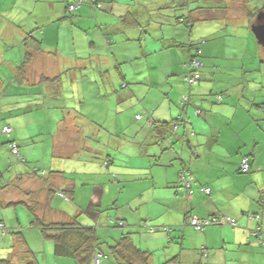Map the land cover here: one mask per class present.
<instances>
[{
    "label": "crops",
    "instance_id": "0c3cea01",
    "mask_svg": "<svg viewBox=\"0 0 264 264\" xmlns=\"http://www.w3.org/2000/svg\"><path fill=\"white\" fill-rule=\"evenodd\" d=\"M39 1L47 4H44L42 12L36 11ZM69 1L0 0V128L3 125L13 128L12 138L16 140L25 159V162H20V167L28 168L13 170L17 164L13 161L17 160L8 148V136L2 134L0 129V194L7 191L2 187L13 184L14 181L11 180H7V183L2 181L7 179L8 172H14L13 180H17L18 176L21 181L26 179V184L21 187L33 192L34 198L40 202L39 211H43V217L46 218V210L63 212L56 213L59 216L56 215V219L52 220L68 221L74 216L81 217L87 200L88 208L94 211L103 204L108 187L103 180L91 184L89 177L107 174L111 168H115L117 171L113 170L112 177L119 183L113 186L114 189L117 187L121 193L127 185H132L127 190L130 213L120 215L119 220L128 222L127 234L132 242L151 252V264H162L174 258H178L183 264H264V214L260 220L251 216L264 202V190H261L264 188V153L255 152L257 143L261 147L259 150L264 152V131L260 129L261 125L264 126L260 117L262 115L263 118L264 115H259L261 103L264 102V80L256 82L254 77L246 79L241 76H235L236 79L228 78L223 87L226 92L224 101L219 104L206 103L208 111L203 118L195 114L191 116L194 122L192 127L203 138L188 137L190 144L182 143L181 132L187 126H183L180 133L172 136L173 140L170 142L177 139L178 146L184 145L186 156H191L186 164L197 180L192 185L191 196L179 191L177 187L181 165L176 161L173 164V153L165 149L169 143L152 145L154 131H150L144 139L145 143L152 146L141 152L143 161L140 166L126 163L131 168H125L116 163L115 155L122 158L123 153H127L125 148L138 146L140 141L138 139L137 144H134L123 138V133L115 127L118 122L123 126L125 124L123 118L119 117L122 111H111L109 107L104 111L108 114L107 125H113L109 127L110 135L113 134L119 140L121 154L112 153L115 155L108 164L102 163L99 158L101 164H98L94 157L105 152L95 148L101 145L95 137L100 138L103 122L99 123L101 120L98 117L90 116L85 92L88 90L93 97H97L99 104L102 103L100 99L104 98L105 104L107 94L102 95V79L105 84L119 79L116 62L109 54L104 60L96 57V45L104 42L105 35L115 28L112 24L108 28L109 22L119 16L115 10L98 11L86 3L71 17L65 11ZM250 1L251 4L262 2ZM227 2V18L233 20L235 26L247 27L250 14H245L243 0ZM235 6H240V9L235 11ZM230 24L233 25L231 22ZM124 29L127 30L124 34L127 37L133 36L137 28L127 26ZM26 37H29L28 44L24 43ZM32 37L41 40L43 49L35 47V38ZM248 39L250 41L249 37ZM116 41L115 39L114 42ZM31 49L35 51L34 56L32 60L25 61V51ZM90 49L92 57L87 55ZM119 50V47L116 48V51ZM259 53L264 60L263 50ZM103 67H107V70ZM170 72L168 78L174 69ZM55 77H60V81L51 82L49 78ZM58 85L60 90L57 92ZM133 96L129 86L116 92L114 100L118 106L127 103L129 108L134 104ZM151 112L159 116L160 121L172 120L181 113V107L176 95L171 93ZM112 113L119 114L113 122L109 118ZM135 114V119L140 122H130L133 123V133L130 136L135 132L143 140L141 122L144 117L138 111ZM139 115L141 119H138ZM255 121L256 124L261 123L258 129ZM87 130L92 133L90 135H93V139L85 137ZM113 139L103 138L101 141L102 144H109ZM121 142L127 144L122 146ZM242 153H249L252 168L260 165L262 169H254V172L247 175L239 173ZM52 170L57 173L50 174ZM17 172L20 175L17 176ZM82 175H85L84 179L81 178ZM32 182L37 184L35 188L31 186ZM203 186L211 188L210 195L203 192ZM70 187H73V191L64 193L70 198L65 200L70 208L65 203L63 205L69 211L53 206L54 194H61ZM141 196L143 200L139 199ZM134 202L147 206L140 213V219L135 217ZM70 210L71 214L68 213ZM189 215H227L236 220L238 227L225 224L209 226L204 231L197 232L190 225L182 226ZM143 220L157 228L155 231L149 230L153 234H150L147 241H138L136 229L142 226ZM165 224L171 227L170 232L158 229ZM258 225L263 231L261 240L250 235V229ZM117 239L119 238L111 236L107 242L113 244ZM36 255L38 257L37 253ZM53 255L54 260L61 264L73 262L68 257ZM107 259L112 264L127 262L125 256L118 252L110 253ZM39 261L40 264H47L42 259Z\"/></svg>",
    "mask_w": 264,
    "mask_h": 264
},
{
    "label": "trees",
    "instance_id": "16d2710c",
    "mask_svg": "<svg viewBox=\"0 0 264 264\" xmlns=\"http://www.w3.org/2000/svg\"><path fill=\"white\" fill-rule=\"evenodd\" d=\"M250 2V0H243L245 8L250 14L249 24L245 28L244 33H237L239 30L236 32L235 27H232L236 24L233 23V20L227 18L229 11L227 0H110L108 3H103L101 0H70L66 3V14L71 17L75 16L77 10L86 3L92 5V8L97 9L98 11L110 10L114 12L115 10V13L118 14L119 18L110 21L108 26L109 28L112 24L115 28L105 35L104 42L101 45H96L101 50L105 49L103 53L98 50L96 52L98 56L96 57L104 60L105 57L108 58L109 54V56L116 62L119 78L125 76V67L118 65V63L122 64L127 60L130 61L139 58H134V56H140L139 50L134 56L130 55V57H125V54L120 53L121 49L116 51V47L113 46V44H115L114 40H117L116 35L114 34L124 35L125 32H127L124 28L127 26L135 27L137 29L133 36H125V40L135 42L139 47H141V45L143 46L146 42L148 44L152 42L154 45H156V43L159 45V48L154 47L151 49L152 53L147 52L144 45L142 49L144 54H148L149 57L154 56L155 54H160L161 58L170 55V65L166 74L171 73V69H174V72L169 78L166 75L167 79L163 89L165 90V93L162 92V95L163 99H166L171 93H174L181 107V113L172 120L165 119L160 121L159 116H156L155 113L151 111H147V123L149 127L151 126V131H154L152 135L154 142L152 145L162 146L163 142L169 143L165 149L171 150L173 153V164L176 161L181 165L178 173L179 184L177 187L179 191L185 192L188 196H191L193 193L192 185L197 182L195 174L189 168V165L186 164L188 162L187 159H190L191 156H186L184 145L178 146L177 139H174L172 143L170 142L172 136L174 137L175 134L180 133L179 131L183 126H187V129L183 127L184 129L181 132L183 138L182 143L190 144L189 138H203V136L199 135V132L192 127L194 122L191 116L195 114L197 117L203 118L205 112L208 111L205 106L206 103L219 104L224 101L226 98V95L224 94L226 92L223 87L226 82H228V78L231 79L235 76H241L248 79L254 77L252 76L254 73L259 72L261 73L259 80H257L256 77L253 79L256 80V82L264 80V76L262 75V73H264V60L261 57V53H259L260 50L264 51V46L259 43L257 39L258 44L255 50H253L255 52L252 56V60L250 59V62L247 63L246 58H244L237 64V59L240 54L236 50L245 48V56L247 55L248 37L250 38L251 34L255 35L251 29V24L253 20L256 19L259 11L264 5V3L262 4L260 1L258 3L253 2L252 4ZM107 4H109V6ZM225 8L227 9L225 10ZM202 10H205V12H202ZM230 22L233 25H231ZM29 36H31V33H29ZM34 38L35 37H32V39ZM24 43H29V37L24 39ZM34 45L37 49H43L39 38L34 39ZM124 48L129 49L131 46L129 47L128 44L127 46H124ZM159 50L160 52H158ZM229 51H231V55L228 54ZM34 53L35 51L32 49L26 50L24 56L25 61L32 60ZM87 55L92 57L91 49L87 52ZM119 58H121L122 61H118L117 63ZM25 61H23V65H25ZM251 66H254V68H251ZM182 68L183 70L181 71ZM103 69L107 70V67H103ZM49 79L53 83L60 81V77ZM101 83L103 87H105L106 84L103 79ZM110 84L112 85L113 81H111ZM59 85L57 86V92L60 90ZM119 86L120 83H118V87ZM171 87H174V89ZM130 88L132 90V87ZM261 104L262 108L259 111V115H264V102ZM134 105L135 104L132 106ZM90 116L93 118L97 117L96 111L93 110L90 112ZM138 119H141V115L138 116ZM260 121L264 123V116L262 118L261 115ZM99 123H102V121ZM104 125L105 123H103V126ZM260 125L261 123L257 122V129ZM5 127L9 128V132L4 131ZM0 129L1 133L7 135L9 138L7 145L13 158L19 162H25L16 140H14V137L12 138L13 128L10 125H3ZM260 129L261 131H264V126L261 125ZM90 134L92 133H87L85 137H87V139H93V135ZM95 140L99 144H102V139H99L97 136L95 137ZM139 141L136 152L129 155L128 158L139 157L143 150L146 151L147 148L152 146L145 143L141 138H139ZM202 142L204 141L202 140ZM12 143L18 148V154L13 152L11 147ZM191 148L195 150L192 146ZM255 148V152L259 151V153H264L262 150H259L261 147L258 143ZM166 151L164 153H166ZM114 155L110 152L102 153L95 156L94 160L100 163L99 158H101L100 160L102 163L108 164L113 160ZM240 155L239 173L247 175L254 172V169H262V166L260 165L252 168L249 153H242ZM244 160L247 161V165H244ZM35 171L37 170L35 169ZM55 173H57L55 170L50 172V174ZM5 188L7 187H2V189ZM68 189L63 190L61 194L63 195L66 191H73V187ZM202 189L204 193L208 195L211 194L210 187L203 186ZM20 190L27 197V199H21L20 202L25 203L33 214L31 226H36L40 231H38L39 234L41 233L43 237L52 240L54 243L53 253L56 256L68 257L73 261L72 264H96L95 258L98 256L102 260L101 264H105V260L110 253L118 252L125 256L127 261L126 264H151V252L136 246L132 242L129 234H122L115 243L111 244L107 242L106 239L100 240L95 227L87 224L84 225L81 221V217H78L79 215L72 217L68 221H47L45 217L40 215V202L34 198L33 192L23 187H21ZM261 190H264V188ZM263 214L264 202L261 203L259 210L256 213H252L251 216L260 220ZM191 216L192 215L187 216V219L182 226L185 227L186 225H190L195 231L202 232L203 230L195 229L194 225L190 222ZM226 217L233 218L227 215H211L199 218H216L221 221ZM113 223L121 227L127 225L123 220H115ZM225 224L227 223L222 222V225ZM217 225H220V223L209 224L205 226V229L209 226ZM164 227V225L160 226L161 230L166 231L165 228L168 226ZM232 227H238V223L236 222V225ZM155 228L157 227L151 226L149 227V230L155 231ZM5 232L6 223L0 220V235L2 234L3 236ZM13 233L17 239L13 242L14 249H16L17 244L20 243L22 246L21 253L17 258L13 257L14 254H12L13 256L2 258L0 259L1 263L40 264L36 251L32 250L27 245L24 231L19 229L13 231ZM250 235L257 240H261L263 238V231L258 225L256 228L250 229ZM162 264L183 263L178 258H174L173 260L166 261Z\"/></svg>",
    "mask_w": 264,
    "mask_h": 264
},
{
    "label": "rangeland",
    "instance_id": "374dc122",
    "mask_svg": "<svg viewBox=\"0 0 264 264\" xmlns=\"http://www.w3.org/2000/svg\"><path fill=\"white\" fill-rule=\"evenodd\" d=\"M261 3L263 4L264 0H262ZM44 4L47 6L45 2L39 1L36 5V11L42 12V9L44 8ZM236 6L234 8L235 11L240 9V6L238 7ZM244 12L245 14H248L247 9L245 8H244ZM246 17H249V15H247ZM254 21L255 20H253V22ZM232 27H235L236 32L237 30H239V32L237 33H241V31L245 32V28H246L245 26H241V25L232 26ZM116 38H117V42L113 44V46L116 48L119 47L121 49L120 50L121 54H125L126 55L125 57H130V55L134 56L135 53L139 52L140 50V56H134V58L135 57H139V58L132 59L130 61L127 60L123 62L122 64H119L118 61L121 62L122 61L121 58L123 57L117 60L118 65H122L125 67L124 68L125 76L120 77L112 85L109 82L106 83L107 87L105 86L102 88V95L105 96L107 94L105 104H104V98L100 99L102 103L99 104L97 97L95 96L93 97L88 90H86L85 92L86 104L88 107V112H92L93 110H95L97 113V117L103 123H105V125L108 124V121H107L108 114H105L107 111L105 113L104 111L108 110V107L111 109V111H115V112L122 111L121 113H119L121 115L112 113L110 114L111 116H109V118L111 119V122H113L114 119H116L118 115L119 117H122L123 122L125 123L124 126L118 122L115 127H118L119 131L123 133V138H125L126 141L137 144L139 136H137L135 132L133 136H130L133 133V132L131 133L133 123L130 124V122L131 121H134L135 123L140 122V120L135 119L136 111L140 112L141 115H143L144 119L141 122L142 138L143 140L146 139L145 138L146 135L147 134L149 135L151 131L150 127L148 125L146 126L147 119H148L147 111L154 110L156 107H158L162 103L163 100H165L163 99L162 92L165 93L164 92L165 90L163 89L165 87V81L167 79L166 75H168L166 73L170 65V58H169L170 55H168V57H165V58H161L160 54H155L154 56L149 57L148 54H144L142 52L144 45H145L144 48L146 49V51L149 53H152L151 52L152 48L154 47L159 48V45L157 43L156 45H154V43L152 42H150L149 44L146 42L143 44V46L141 45V47H139L137 46L135 42H132L130 40H125L126 39L125 35H117ZM256 39L257 38L255 37V35L251 34L250 41L247 43L248 53L246 56H245L246 52L244 50L245 48L236 50L240 54L237 59V64L238 62L240 63L241 60H243L244 58H246L247 63L250 62L249 61L250 59L252 60V56L254 55V52H255L253 50H255L258 44ZM128 44L129 46H131V48L129 49L124 48V46H127ZM61 47H62V43H61ZM98 50L101 53H103L105 49L101 50L100 48H98ZM158 52H160V50ZM228 54L231 55L232 54L231 51H229ZM263 54H264V51H263ZM251 68H254V66H251ZM182 70L183 68L181 69V71ZM263 70H264V67H263ZM112 72H114V67L112 68ZM262 75L264 76V73H262ZM252 76L256 77V79L259 80L261 73L259 72L254 73ZM118 83H120L119 87H118ZM129 85H131L130 87H132V90L135 93V95L133 96L135 105L127 108V103H123L118 106L115 103L114 95L116 94V92L122 91V89H124L125 87H128ZM125 92L129 94V92L127 91ZM111 126L113 125L103 126L99 139L111 137V138H114L113 141L109 144H101L100 146H97L95 148L97 150L101 149L105 153L110 152V153L121 154L119 140L117 139L116 136H113V134L110 135L109 127ZM111 132L113 133V131ZM86 133H90V132L86 131ZM92 142L96 143L93 140ZM123 144L124 142H121L122 146L126 145L127 143H125L124 145ZM136 149H137V146H130L128 148H125V152L127 153H123L122 158L121 156L115 155L116 163H120L124 165L125 168H131V167H127L125 165L126 163L129 165L133 164L134 166H140V164L143 161L140 156L133 157V158L131 157L132 159L128 158L129 154H133L136 152ZM13 162H16L18 164V166L17 164H15V166L13 165L14 166L13 170L26 169V168L20 167L19 161H13ZM98 164H101V163H98ZM26 170H28V168ZM113 170L117 171L115 168H111V170H109L107 174H103V175L99 174L94 177H89V182L91 181V184H93L94 181L97 182L99 180H103V182L108 188L104 194L103 204L101 206L96 207L95 209L97 210L94 211V209L90 207L88 208V200H87L84 204L85 209L83 210V214L81 215L82 223H88L87 225L95 227L96 233L99 236L100 240L102 239L107 240L111 236H116L119 238L121 237L122 233L124 232L128 233L129 231L128 230L129 226L126 225V226L121 227L113 223V221L115 220L119 221L120 215L124 213H127V214L130 213V205L128 204L129 194L127 190L131 189L130 186L132 185H127V187L121 193H119L120 190H118L117 187H115L116 189H114L113 187L114 185L116 186V183H119V182H116L115 179H113L112 177ZM18 175L20 174H18L17 172V176ZM13 176H14V172H8L7 179L4 178L2 181L3 183L4 182L7 183V180L8 181L11 180L14 182L11 186L5 188V190H7L6 192H3L2 194H0V220L6 223V232H7V233L5 232L3 236L2 234L0 235V259L13 256L12 254H14L13 257L17 258L18 255L21 253V248H22L21 244L18 243L16 246V249H14V245H13V242L17 240L15 238V234L13 233V231L21 229L22 231H24V234L27 240V245L32 250L36 251V253L38 254L37 258L42 259L47 264H61V262H57L54 260V255H53L54 243L52 242V240H49L43 237L41 233L40 235L39 234L40 231L36 226L35 227L31 226L32 220H33L32 212L30 211V209L25 203L18 202L20 199H27L26 195L22 193V191L20 190L21 186L26 184L25 182L26 179H23V181H21L20 176H18L17 177L18 181H17L16 178L13 180ZM81 178L84 179L85 175H82ZM119 180H121V178ZM78 182L82 183L80 180H78ZM30 184L33 188H35V186L37 185L35 182H32ZM30 184H29V187H30ZM91 190L93 191V185H91ZM57 193L58 194H54V198L52 199L53 206H57L61 210L69 211V210H66L63 205L65 203V206L70 208V206L66 204L65 202V200L67 199L70 200V198H68V196H65L64 194L63 195L60 194L59 192ZM139 199L143 200L142 196ZM134 205H135V208H133L134 209L133 211L136 212L135 217L137 219H140L141 217L140 213H142L144 208H147V206L146 204H142V205L140 204L141 205L140 206L139 204H136L135 202H134ZM42 212L43 211H40V214ZM56 213L60 214L63 212H53V211L46 210L45 219L47 221L56 219V215H57ZM68 213L71 214V210ZM97 213H98V216H97ZM83 218H84V222H83ZM124 222H126V224L128 223L127 221H124ZM141 225L142 226L139 229H136L135 236L138 238V241H141V240L147 241L148 238H150V234H153L149 232V227L154 226V225L147 222V220H143ZM164 226L166 227L168 225L165 224ZM158 229L161 230V228H158ZM170 229H171L170 226L165 228L166 231H170ZM159 232H163V231H159ZM55 258H58V257H55ZM105 262H106L105 264H112L110 259H106ZM0 264H2L1 261H0Z\"/></svg>",
    "mask_w": 264,
    "mask_h": 264
},
{
    "label": "built area",
    "instance_id": "2783aa9c",
    "mask_svg": "<svg viewBox=\"0 0 264 264\" xmlns=\"http://www.w3.org/2000/svg\"><path fill=\"white\" fill-rule=\"evenodd\" d=\"M4 131L9 132V128L5 127ZM11 147H12L13 152L15 154H18V148L16 147V145L12 143ZM244 165H247V161H245V160H244ZM190 222L194 225L195 229H197V230H203L205 228V226L212 224V223L225 222V223L230 224L232 226L236 225V220L233 218H229V217H226L225 219H223L221 221L217 220L216 218H214V219H203V218H198V217H190ZM95 263L96 264L102 263V260L100 259V257L97 256L95 258Z\"/></svg>",
    "mask_w": 264,
    "mask_h": 264
},
{
    "label": "water",
    "instance_id": "95a60500",
    "mask_svg": "<svg viewBox=\"0 0 264 264\" xmlns=\"http://www.w3.org/2000/svg\"><path fill=\"white\" fill-rule=\"evenodd\" d=\"M257 40L264 46V5L251 25Z\"/></svg>",
    "mask_w": 264,
    "mask_h": 264
},
{
    "label": "clouds",
    "instance_id": "9594fccd",
    "mask_svg": "<svg viewBox=\"0 0 264 264\" xmlns=\"http://www.w3.org/2000/svg\"><path fill=\"white\" fill-rule=\"evenodd\" d=\"M187 178V177H186ZM191 217H198L199 218V216H191ZM220 225H222V223H220ZM205 230V228L203 229V231ZM205 250V249H204Z\"/></svg>",
    "mask_w": 264,
    "mask_h": 264
}]
</instances>
